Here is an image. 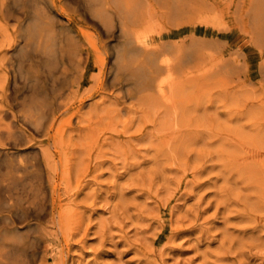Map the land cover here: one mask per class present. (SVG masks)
Wrapping results in <instances>:
<instances>
[{
  "label": "rangeland",
  "instance_id": "374dc122",
  "mask_svg": "<svg viewBox=\"0 0 264 264\" xmlns=\"http://www.w3.org/2000/svg\"><path fill=\"white\" fill-rule=\"evenodd\" d=\"M54 1L78 55L56 32L31 63L16 35L34 0H0L3 233L30 264H264V43L233 16L175 17L157 43L193 68L164 97L119 31L82 0Z\"/></svg>",
  "mask_w": 264,
  "mask_h": 264
},
{
  "label": "bare ground",
  "instance_id": "6f19581e",
  "mask_svg": "<svg viewBox=\"0 0 264 264\" xmlns=\"http://www.w3.org/2000/svg\"><path fill=\"white\" fill-rule=\"evenodd\" d=\"M82 1L86 7L85 16L87 15L91 19L90 15L98 17L106 27L103 32L115 35L119 31V38L124 44L121 53L124 59L128 57L136 60L139 55L149 59L151 67L147 85L149 88H155L164 97H167V94L175 87H173V84H175L177 73L180 71L186 72L193 68L189 66V68L185 69L186 56L181 46L178 47L179 50L174 49L175 54L172 56V50L168 49L163 43H157V40L165 34L163 30H168L170 35L175 34L167 27L175 17L182 15L189 17V21L195 19V23L205 22L222 28L227 23L225 21L226 17L233 16L237 19L241 30L248 34L252 41L258 46L264 43V0ZM47 3L48 0H34L30 9H24L25 17L19 19L21 21L18 24L19 30L16 38L19 42L22 39H26L24 46L28 49V54L30 55L28 60L31 63L35 62L32 58L33 55L39 56V52L45 53L54 50L51 47L54 46L53 43L57 36L56 32L66 38L69 54L72 57L78 55L75 34L70 29L57 30L59 26L64 24L60 23L52 15L51 8L56 7L55 1L51 0V6L47 5ZM9 11L8 8L1 9V13L7 16L10 14ZM29 17L33 19V23L27 27L28 29L24 34L22 31V20L24 21ZM179 30L181 31V29ZM7 56H4V58L6 59ZM16 56L20 57L18 54ZM203 62H205V57H201L200 61L198 60V64L194 67L200 69ZM17 72L19 73V71ZM159 98L162 100L161 96ZM20 167L22 169L28 168L26 164H20ZM22 177L20 176L19 178L21 179ZM1 186L6 188V191H11L10 181ZM8 198L11 199V196ZM7 228L8 224L0 226V264H30L27 247L21 243L18 237L3 233Z\"/></svg>",
  "mask_w": 264,
  "mask_h": 264
}]
</instances>
